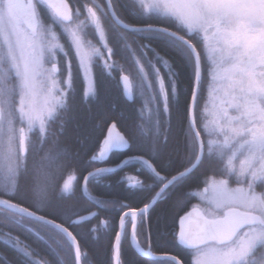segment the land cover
<instances>
[{
    "label": "snow or ice",
    "instance_id": "snow-or-ice-1",
    "mask_svg": "<svg viewBox=\"0 0 264 264\" xmlns=\"http://www.w3.org/2000/svg\"><path fill=\"white\" fill-rule=\"evenodd\" d=\"M0 237V264H264V0H0Z\"/></svg>",
    "mask_w": 264,
    "mask_h": 264
},
{
    "label": "trees",
    "instance_id": "trees-1",
    "mask_svg": "<svg viewBox=\"0 0 264 264\" xmlns=\"http://www.w3.org/2000/svg\"><path fill=\"white\" fill-rule=\"evenodd\" d=\"M94 43H96V40H93ZM130 42V41H129ZM99 46V44H98ZM113 45L111 43H109V47H112ZM111 62L115 65H119L120 67L117 68L115 71L112 72V77L114 79L119 80L121 78V76H125L127 75L129 77V80L132 82V92H133V101H135L138 96H139V92L137 90V84H138V80H137V70L135 68V66L131 63H125L124 60H122L119 56H112L110 58ZM163 72V70H162ZM121 88V92H122V87L120 85ZM115 91L107 96H104L101 98L100 100V106L102 108H108L111 107L113 105V103L115 102ZM140 102H143V99L141 98ZM204 105H207L209 107V109L211 108L210 105V101H209V97H208V93L207 91H205L204 93V100L201 102V108H203ZM139 106V105H138ZM205 115H207V113H205ZM208 120H211V116H208ZM90 118H89V113L86 109H81L79 110L76 115L75 118L70 122L69 124V128H68V132L66 133V141L68 143H73L74 142V137H75V133L79 131L77 125H84L87 126L88 124H90ZM35 138V130L32 133H29V139L34 140ZM42 155V153H38L37 154ZM87 159V157H82V164L83 161H85ZM101 166H111L108 164H98V165H94L91 168H87L86 165H84V167L82 168V170L77 171L75 168H71V169H67L65 170L61 177H60V186L63 187V184L65 182H70L71 185L73 187H76L77 184H79L81 186V188H83V177L87 175L88 171H94L95 167H101ZM126 173L129 175H135V173L133 172L132 168H128L126 169ZM74 177V179H73ZM88 188L92 191L93 195H98V193L95 191V186L91 183L88 184ZM109 191L111 192V195L113 196H117V197H121L123 198L124 196V192L121 189V187L119 185H113ZM199 203L198 199H193L191 201V205H196ZM191 210V206H189V209ZM104 217H102L103 219ZM93 227H95V222L92 225ZM6 231V230H5ZM99 233L94 234V238L98 237ZM2 238V237H0ZM139 239H142V237H138ZM94 247H97L98 249V258L102 259L105 264H107V254L104 252L103 249L98 248L97 245H93ZM84 251H90V248L88 246H85ZM160 253H157V255H159ZM49 259H51V257H49Z\"/></svg>",
    "mask_w": 264,
    "mask_h": 264
},
{
    "label": "water",
    "instance_id": "water-1",
    "mask_svg": "<svg viewBox=\"0 0 264 264\" xmlns=\"http://www.w3.org/2000/svg\"><path fill=\"white\" fill-rule=\"evenodd\" d=\"M124 76V75H123ZM123 76H121V77H123ZM121 87H122V89H123V85H122V82H121ZM132 98H133V92H132ZM90 179V178H89ZM83 186H84V182H83Z\"/></svg>",
    "mask_w": 264,
    "mask_h": 264
},
{
    "label": "flooded vegetation",
    "instance_id": "flooded-vegetation-1",
    "mask_svg": "<svg viewBox=\"0 0 264 264\" xmlns=\"http://www.w3.org/2000/svg\"><path fill=\"white\" fill-rule=\"evenodd\" d=\"M101 167H108V166H101ZM2 249H3V246L0 245V250H2Z\"/></svg>",
    "mask_w": 264,
    "mask_h": 264
}]
</instances>
